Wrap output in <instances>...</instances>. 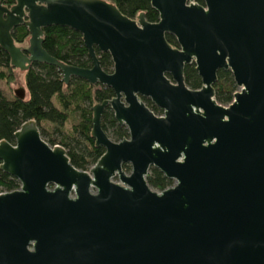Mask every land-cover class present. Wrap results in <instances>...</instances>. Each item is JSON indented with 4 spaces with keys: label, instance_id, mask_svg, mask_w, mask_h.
<instances>
[{
    "label": "water",
    "instance_id": "obj_1",
    "mask_svg": "<svg viewBox=\"0 0 264 264\" xmlns=\"http://www.w3.org/2000/svg\"><path fill=\"white\" fill-rule=\"evenodd\" d=\"M151 5L156 22L108 0L0 1V46L13 67L46 63L67 84L79 77L115 92L93 107L92 136L105 153L89 170L49 144L34 119L15 143L0 141V168L21 183L0 192V264H264V0ZM21 25L30 36L19 45ZM54 25L82 34L91 67L44 48ZM97 48L111 55L112 72ZM191 64L202 77L197 89L186 82ZM220 69L238 86L229 104L215 96ZM15 94L25 99L27 90ZM108 107L129 137L105 132ZM152 167L175 183L153 189Z\"/></svg>",
    "mask_w": 264,
    "mask_h": 264
},
{
    "label": "trees",
    "instance_id": "obj_2",
    "mask_svg": "<svg viewBox=\"0 0 264 264\" xmlns=\"http://www.w3.org/2000/svg\"><path fill=\"white\" fill-rule=\"evenodd\" d=\"M4 5L12 6L16 0H0ZM116 4L123 14L136 18L139 13L145 12L147 20H159V12L151 5V0H108ZM203 3V0H200ZM44 48L60 61L79 66L91 67L92 59L84 44L82 34L68 26H49L44 29ZM13 36L17 44H25L30 32L25 25L14 29ZM167 40L173 46H178L176 38L167 34ZM103 69L113 71V60L109 53L101 52L97 48ZM16 69L11 65V58L0 46V80L11 83L16 79ZM185 77L188 86L200 88L202 77L195 64L186 65ZM25 99L17 96L9 97L0 89V141L7 140L15 143V132L27 121L36 120L43 138L51 145L60 144L67 150L71 162L80 169L89 170L105 153L103 146L96 145L92 136L93 107L115 96L111 87L93 85L87 80L72 77L67 84L63 80L62 71L54 65L34 62L25 71ZM216 99L219 103L229 104L238 86L231 71L220 69L218 80L215 83ZM145 103L155 111L163 110L149 98L143 97ZM78 118V119H77ZM72 128L65 131V125L71 120ZM48 125L54 126V135L49 132ZM105 132L115 141L129 137L126 126L120 125L113 110L108 107L102 118ZM2 161L0 160V165ZM127 171L129 165L124 166ZM148 182L155 190L162 191L172 186L175 181L169 179L158 168L152 167L148 174ZM20 181L0 168V192L12 191L20 188Z\"/></svg>",
    "mask_w": 264,
    "mask_h": 264
},
{
    "label": "rangeland",
    "instance_id": "obj_3",
    "mask_svg": "<svg viewBox=\"0 0 264 264\" xmlns=\"http://www.w3.org/2000/svg\"><path fill=\"white\" fill-rule=\"evenodd\" d=\"M15 74H16V79L11 83H7L6 81L0 80V89H2L9 97H12L14 95L16 96V94H15L16 89H19L20 87H25V80H24L25 71H22L20 69H16ZM77 119H75V120L71 119L65 125L64 130L69 131L72 128L73 122L77 121ZM48 127L50 128L49 132L51 134H53L54 133L53 132L54 126L48 125ZM54 135H56V134L54 133ZM114 180L119 181L118 178H115Z\"/></svg>",
    "mask_w": 264,
    "mask_h": 264
},
{
    "label": "flooded vegetation",
    "instance_id": "obj_4",
    "mask_svg": "<svg viewBox=\"0 0 264 264\" xmlns=\"http://www.w3.org/2000/svg\"><path fill=\"white\" fill-rule=\"evenodd\" d=\"M215 85V84H214ZM146 98V97H145ZM148 99V98H147ZM162 109V108H161ZM163 110V109H162ZM154 111V110H153ZM155 112V111H154ZM161 114H163V112L162 113H159V115H161Z\"/></svg>",
    "mask_w": 264,
    "mask_h": 264
}]
</instances>
